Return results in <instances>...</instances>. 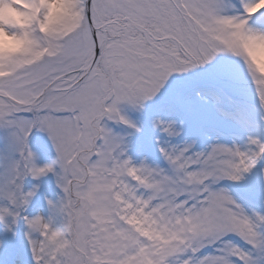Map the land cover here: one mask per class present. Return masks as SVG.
Instances as JSON below:
<instances>
[{
  "label": "snow or ice",
  "instance_id": "1",
  "mask_svg": "<svg viewBox=\"0 0 264 264\" xmlns=\"http://www.w3.org/2000/svg\"><path fill=\"white\" fill-rule=\"evenodd\" d=\"M0 264H264V0H0Z\"/></svg>",
  "mask_w": 264,
  "mask_h": 264
}]
</instances>
